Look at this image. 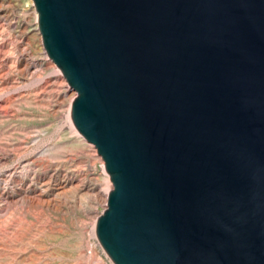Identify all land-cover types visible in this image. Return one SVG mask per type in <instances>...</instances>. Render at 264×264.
I'll return each instance as SVG.
<instances>
[{"label":"water","instance_id":"1","mask_svg":"<svg viewBox=\"0 0 264 264\" xmlns=\"http://www.w3.org/2000/svg\"><path fill=\"white\" fill-rule=\"evenodd\" d=\"M113 191L115 264H264V0H34Z\"/></svg>","mask_w":264,"mask_h":264},{"label":"rangeland","instance_id":"2","mask_svg":"<svg viewBox=\"0 0 264 264\" xmlns=\"http://www.w3.org/2000/svg\"><path fill=\"white\" fill-rule=\"evenodd\" d=\"M33 0H0V264H115L96 235L113 190L71 119Z\"/></svg>","mask_w":264,"mask_h":264},{"label":"bare ground","instance_id":"3","mask_svg":"<svg viewBox=\"0 0 264 264\" xmlns=\"http://www.w3.org/2000/svg\"><path fill=\"white\" fill-rule=\"evenodd\" d=\"M33 1H34V0H33ZM34 3H35V2H34ZM36 8H37V7H36ZM37 11H38V10H37ZM38 14H39V12H38ZM39 27H40V24H39ZM73 103H74V102H73ZM72 105H73V104H72ZM71 107H72V106H71ZM70 114H71V112H70ZM71 119H72V118H71ZM72 122H73V121H72ZM73 125H74V124H73ZM112 191H113V190H112ZM112 191H111V192H112Z\"/></svg>","mask_w":264,"mask_h":264}]
</instances>
